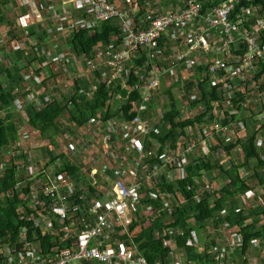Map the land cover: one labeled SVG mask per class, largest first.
Here are the masks:
<instances>
[{
	"label": "built area",
	"instance_id": "2783aa9c",
	"mask_svg": "<svg viewBox=\"0 0 264 264\" xmlns=\"http://www.w3.org/2000/svg\"><path fill=\"white\" fill-rule=\"evenodd\" d=\"M243 1L248 6L240 12L236 4H240L241 0H236L237 3L231 0L203 14L199 0H174L177 3L176 11L167 8L148 11L144 17L149 22L147 25V21L137 22L135 19V15L141 11L137 3L127 5L125 0L123 5H119L114 0H85L86 14L74 21L71 29L95 27L118 18L122 20L123 43L118 50L112 44L103 62L99 58L104 54L103 49H98L96 58L92 60L72 53L74 61L87 65V75H83L86 79L95 70L103 69L109 86L121 81L128 91L127 96L114 95L109 101L111 105L116 101L122 103L133 91H139L138 115L126 119L123 118L124 113L119 111L116 117L107 121L93 118L83 126V131L81 128L75 129V137L65 130L69 159L76 164L77 160L83 162L86 166L82 167V172L87 181L101 191L88 199L84 194L87 188L81 184L83 195L79 199L85 200V204L75 205L79 200H74L78 184L68 173H60L59 159L48 164L41 160L36 151H19L16 154L18 157L24 155L15 162L18 176L23 177L17 189L23 191L21 198L24 200L27 198L24 192L29 191V210L23 206L21 219L31 222L34 228L43 233L63 234L70 245L47 254L37 240L29 238L28 228L23 227L17 243H0V264H151L129 231L137 216L135 212L141 206L144 188L155 187L164 182L165 177L169 182L184 177L186 167L202 158L206 147L215 146V128L218 135L227 140L236 135L240 128H252L256 121L264 122V8L262 4L251 3L254 0ZM239 42L245 43L244 50L237 48ZM142 57L145 60L143 68L147 71L140 75L136 69L134 74L139 75L140 82L135 81L128 86L134 59ZM183 70L189 71L187 77L182 76ZM205 76L211 78L209 84L217 87L219 94L227 100L239 99L241 107L245 109L242 113L228 102L225 104V110L230 116L237 115L239 122L230 118L228 125L220 124L225 118L224 111H220L214 122L204 129L202 125H199V130L186 128L175 145L165 148L160 164L154 167L149 165L147 159L151 155H158L160 143L155 142L157 149L147 151L146 140L153 131H158L164 125V114L170 110L165 106L168 104L167 98L159 96L161 88L164 85L173 88L180 111L178 121H187L206 111L203 104L193 109L190 107V101L201 97L198 84L204 82ZM188 81L197 83L190 91L187 90ZM254 98L260 101L261 111L258 114L252 111L255 110L251 101ZM143 112H149L148 117L144 118ZM254 115H257L256 118L259 115L260 119H253L252 123L251 117ZM210 127L213 132L208 131ZM87 134L86 138H78ZM125 139H129V143H125ZM257 143L260 146L259 140ZM92 145L96 150L98 147L99 154H103L101 162L105 161L102 162L105 166H97V155L85 159L82 152L85 146ZM35 156L40 159L34 161ZM10 164L9 159L0 160V177ZM167 169L166 175L164 172ZM110 170L112 177L107 175ZM205 174L198 180L203 191L212 188L210 182L203 183ZM10 196L13 193L8 191L0 198ZM56 222L60 225L58 229ZM252 223V220L246 222L248 225ZM224 226L232 230L233 236L223 235V242L219 240V243H228L233 250L227 252L218 249V246L210 247L209 254L216 256L214 264H233L232 254L236 252V246L241 247V264H264L263 256L249 259L247 255L250 252L242 253L244 242L238 228H230L228 224ZM258 242L264 240L254 241L250 250H257ZM180 250L177 254L174 248L165 264H196L189 261L184 249Z\"/></svg>",
	"mask_w": 264,
	"mask_h": 264
},
{
	"label": "trees",
	"instance_id": "16d2710c",
	"mask_svg": "<svg viewBox=\"0 0 264 264\" xmlns=\"http://www.w3.org/2000/svg\"><path fill=\"white\" fill-rule=\"evenodd\" d=\"M126 1L127 5L135 3L140 5L141 11L135 15L136 21L139 22L141 20L147 21L144 18L145 14L147 15L148 11L155 10V7L167 8L171 0H161L158 5H154V3L151 5V1L147 0ZM199 1L202 4V12L205 14L207 11L216 9L231 0ZM233 1L237 3L236 0ZM8 2L10 0L0 1V27H8L7 35L11 42L21 43V40L25 39L26 43L14 51L10 65L6 66L3 59H0L1 161H5L3 155L8 147L18 146L20 143V125L14 115V106L19 97H25L29 93L25 92L28 86L24 77L25 73L26 71L35 70L34 63L36 61L42 65L41 58L45 55L40 48L35 51L37 55L39 54L38 58L36 56L27 57L26 50L30 46L29 38L38 35L40 40H46L45 33L41 35L38 32L39 26L25 29L20 24L19 19L7 17L2 8L7 6ZM13 2L14 5H18L17 0H13ZM251 3L254 5L262 4L264 8V2L260 0H254ZM247 6V2L241 0L240 4H236V9L240 12ZM123 36L122 20L118 18L103 22L99 26L83 27L73 31L70 40L71 51L78 56H85L86 59L92 60L96 58L98 49L109 48L113 44L114 49L118 50L123 43ZM39 42L38 40V46ZM35 46L32 45L33 48ZM21 59L23 61L18 63ZM144 63L143 57L134 59L132 75L127 82L128 86L135 81L140 82L139 75L137 76L134 73L137 69L138 74H145L147 69L143 68ZM202 69L204 70V68ZM40 72L41 68L35 71L37 75ZM103 75L104 70L97 69L88 79H76L70 95L53 97L51 101L45 102L41 108L33 104H28L26 107L27 123L34 132L39 133L44 140L49 142L48 153L51 159L48 164H52L59 159L61 161L60 173H68L78 184L74 200L83 195L80 190L82 185L87 188L84 194L88 199L96 193H101V191L90 185L86 175L82 172L81 165L72 162L67 153L56 151L59 147L57 137L64 134L65 130L71 131L70 126L73 129H79L93 118L107 121L116 117L119 111L124 113L123 118L126 119L138 115L137 106L141 98L139 91H133L129 98L122 103L116 101L114 103L116 107L118 106L116 110L113 105L109 104V101L113 99L114 95H121L124 88L121 81L109 86ZM210 81L211 78L205 76L204 82L198 84L201 97L190 101L192 109L203 104L206 111L187 121H178L180 111L173 88L165 87V85L161 88L159 96L167 98L168 104L165 106L170 110L164 114V125L159 127L158 131H153L150 138L146 140L147 151L157 149L158 146L155 145V142L160 143V149L157 151L158 155H151L147 159L149 165L153 167L159 165L161 162L160 157L164 154L165 148L168 145H175L178 137L185 132L186 128L192 127L199 130V125H202V129H204L214 122L215 116L220 111H224L225 115L220 124L228 125L230 118H233L237 123L239 122L237 115L230 116L229 112L225 110V104L228 102L232 108L243 112L245 109L241 107L239 99L230 98L227 100L225 96L219 94L217 87L209 84ZM196 85V82L188 81L187 90L190 91ZM93 86L95 88H92ZM148 113L143 112L142 116L146 118ZM66 114L68 118L66 122H63L62 119ZM252 114L254 113L252 112ZM244 135L247 137L246 141H242ZM262 135H264V122L262 121H256L252 128L246 126L244 129H238L235 141H227L221 138L218 135L217 128H215V146L212 148L206 147L203 153L204 156L191 162L186 167L184 177H178L175 181L170 182L165 177L164 182L158 183L155 187L144 188L141 206L135 212L137 216L130 225L129 231L139 250L151 264H159V262L165 264L168 261L169 253L174 248L184 249L189 261L196 264H214L216 256L209 254L210 246L208 243H205L207 246L203 252L198 251L196 247L198 233L206 231L209 225L214 230H219L225 224H228L230 228H238V233L244 242L242 253L248 252L254 241L264 240L263 194L259 195L262 205L252 209H241L238 198V196L253 193L255 185L263 186L264 190V155H262V150L257 143ZM124 142L129 143V139H125ZM221 152L225 153L229 159L228 161L225 160L226 157L221 159ZM237 153H240V158L243 161L236 159L235 155ZM22 157L24 155L19 157L15 155L9 158L11 164L6 167L4 175L0 177V195L8 191L13 193V196L0 198V243L7 242L11 245L17 243L20 230L27 227L29 238L37 240L47 254H52L56 248L69 246L70 241L65 240L64 235L60 233H43L41 230L34 228L31 222L21 219L23 206L29 210V207H27L29 191L24 192L27 195L24 200L21 198L23 191L17 189L18 182L23 177L18 176L15 162ZM245 168L252 171L249 177H244L242 174ZM168 170L164 172L166 175ZM205 173L211 178L210 186L212 188H206L203 191L201 185L198 184V180H201ZM249 179L255 180V185L250 184ZM159 193H162L163 196ZM198 197L200 200H198ZM169 200L171 204L168 203ZM85 203V200L79 199L75 205ZM148 209H152L155 213H146L147 215H145ZM248 220H252L253 223L251 225L246 224ZM55 226L58 229L60 225L56 222ZM177 229L179 234L175 235L173 230ZM173 241H176L175 245L172 244Z\"/></svg>",
	"mask_w": 264,
	"mask_h": 264
},
{
	"label": "crops",
	"instance_id": "0c3cea01",
	"mask_svg": "<svg viewBox=\"0 0 264 264\" xmlns=\"http://www.w3.org/2000/svg\"><path fill=\"white\" fill-rule=\"evenodd\" d=\"M114 1L119 3V5H123L125 3V0H114ZM85 3H86L85 0H17L18 5H14L13 0H10V2L7 3L8 9L12 10L13 8L15 9L17 8L16 17L10 19H16V20L19 19L20 24L23 25L25 29L32 26L33 27L39 26L38 32L41 35L45 33L46 36L45 37L46 40L44 41L40 40L38 35L35 36L36 42L34 44H31L33 53H31V56H29V58H32L34 56L38 58L39 54L37 55L35 51L36 49H40V48L43 50L45 55L43 56V58H41V62L43 61L42 65L40 64V62L37 63V61L34 63L35 70L32 73H34L35 76L33 77V79L31 78V76H27V75L24 76L27 82L31 81V83H33L34 81L36 82L37 86L35 85L36 87L34 86L35 88L31 89L28 83L26 82V85L28 86L25 92L27 93L29 92V93L25 97L22 96L23 99L22 101H18L16 103L20 114L23 112L24 114H26L25 110L28 104L37 105L41 108L42 106H44L45 102L51 101L53 97L58 98V97H62V95H66V96L70 95V93L60 94L55 92V90L58 89L60 85H57V83L54 82L55 80H57V77L55 78L54 76L55 75L59 76L58 74L63 73V71L66 72L67 74H70L69 70L62 63L63 61H65V59L61 58L62 56L61 53L57 54V52L60 49L58 51L55 50V43L59 41V43L61 44L62 41L61 45L66 44L68 45V47H70L69 50L68 47L67 50L65 48L66 51H63L64 54L67 53L68 55H70L72 53V51L69 52L71 50L70 40L73 34L71 25L74 21L80 20L86 14ZM167 9H169L170 11L172 10L176 11L177 5L173 3V0L170 1ZM19 10H21L20 14L18 12ZM38 40L40 41L39 46H38ZM10 44L16 45L15 50L19 46L21 47L22 45H24L22 44V42L21 43L12 42ZM32 45H36V46L33 48ZM30 50L31 49L29 46V51L28 52L26 51L27 57ZM21 61L23 60L22 59L19 60L18 63ZM67 62H69V60H67ZM10 64L11 61H9V64H6V66ZM72 65L73 67H78L80 69L79 71H77L79 74L77 76L75 75V80L80 78L84 79L83 75H87L86 73L87 65L85 63H77V61ZM38 68H41V72L39 75L35 73V71ZM52 91L54 92L53 97L50 94ZM39 103H41L42 105H38ZM28 125H29L28 123L25 124L24 130H22L23 128L19 126V130L21 133L20 143L18 146L17 145L14 146V148L16 149L15 155L20 151V148L23 147L22 145L25 146L31 145L34 147L35 146L37 147V145L40 147L44 146L45 144L49 145L48 140H44V138H41L39 133L34 132L33 129L32 131H29L27 128ZM70 128L72 131L75 130L71 126ZM81 130L83 131V127H81ZM26 133H29L30 137L28 136L29 134ZM31 134L33 135L35 134L36 136L31 137ZM46 150L48 151V146Z\"/></svg>",
	"mask_w": 264,
	"mask_h": 264
},
{
	"label": "rangeland",
	"instance_id": "374dc122",
	"mask_svg": "<svg viewBox=\"0 0 264 264\" xmlns=\"http://www.w3.org/2000/svg\"><path fill=\"white\" fill-rule=\"evenodd\" d=\"M0 1L2 2L3 0H0ZM147 1H151V5H153V3H154V5H158L161 0H147ZM162 8H165V7H160L159 6V7H155L154 9L158 10V9H162ZM2 9L7 14V17H9V18L16 17V14H17L16 9L17 8L16 9L13 8L12 10H10V9L7 8V6H5ZM18 12L20 14L21 10H19ZM136 13H137V11H136ZM7 31H8V27H6V26H1L0 27V59H3L5 65L9 64L10 59L12 60V57H13L12 55H13L14 50L16 48L15 44H10L12 42L10 41L11 39L7 35ZM21 35L24 37L23 34H21ZM35 40H36L35 37L29 38L30 49L31 50L28 53V57L31 56V53H33L32 48H31V44H34L36 42ZM21 41H22V44L25 43V39H23ZM55 41H56V39H55ZM61 44H62V41H61ZM61 44L59 43V41H57V43H55V50L58 51L60 49L57 52V54L61 53V55H62L61 58L65 59V61H63L62 63L69 70L70 74H67L66 72L63 71V73H59L58 74L59 76H57V75L54 76L55 78L57 77V80H55L54 82L57 83V85H60L59 88L57 87L58 89H56L55 92L60 93V94H62V93L68 94V93H71V91L73 89V84H74V81H75V75L79 74L77 71H79L80 69L78 67H73L72 64L76 63V62H74V58H73V54L72 53L70 55H68L67 53L64 54L63 51L67 50L68 45H66V44L61 45ZM65 48H66V50H65ZM69 49H70V47H68V50ZM110 50L111 49H109V48H104L103 49V53L104 54L99 55V58H101V62H103V61H105L107 59V57H108L107 53H109ZM26 51L27 52L29 51V46H28ZM52 51H54V50H52ZM69 52H71V50ZM67 60H69V62H67ZM33 70L32 71H26V73H25L27 76H31L32 79L35 76L34 73H32ZM188 75H189V71L183 70V75L182 76L183 77H187ZM27 83H28V85H29V87L31 89H33V88H35L37 86L36 82H34V81H33V83H31V81H29ZM40 88H42V87H40ZM50 94H51L52 97L54 96V92L53 91ZM22 100H23L22 96L17 99V101H22ZM251 101H252V104L255 107V110H252V111H255L258 114L261 111V106H260L259 99L258 98H254ZM38 105H42V104L39 103ZM113 108H116V104H113ZM14 110H16V111H14V113H15L14 115L17 118V122L23 128L22 130H24V126H25V124L27 123V120H28L27 115L24 114V112L20 114L17 105L14 106ZM25 112H26V110H25ZM247 114L249 115V113H247ZM1 116H2V114H1ZM256 116L257 115H254V117L251 119L252 123H254L253 119H255ZM258 118H259V115L256 118V120ZM66 120H67V115L64 116L63 122H66ZM27 128H28L29 131H32V128L29 125L27 126ZM208 131L213 132V130H211V127L208 129ZM69 133H70L71 137H75L76 136L75 130L74 131L71 130V131H69ZM26 134H29V133H26ZM28 136L30 137V134ZM33 136L35 137L36 135L35 134L34 135L31 134V137H33ZM87 136H88V134L87 135H83V136H79L78 138L83 139V138H86ZM263 136L264 135H262L261 139H259L260 148L262 150V155H264V150H263V148H264V137ZM41 138H39V139H41ZM246 139H247V137H246V135H244L242 137V141H246ZM227 140L235 141L236 140V135H234L231 138H227ZM57 141L59 143V147H58V149H56V151L58 153H64L65 152V153H67L69 155L70 154L69 153L70 150H69V147H68V144H67V139L64 137V135L63 134L60 135L57 138ZM42 142H44V141H42ZM22 146L23 147L20 148V151H23V152H25V151H36L38 153V155L41 157V160L44 161V162H49L50 159H51L49 154H48V151L46 150V148L48 146L47 144H45L44 146H41V147L38 146V145H37V147L36 146L35 147L31 146V145H29V146L22 145ZM97 150H98V147H97ZM97 150L95 148H93V145L92 146H87V147L85 146L84 153L82 152V154L85 156V159H90L91 155H97L96 158H95V162L97 163V166L99 164L105 166V164H103V163H105V161H102L103 163L101 162L103 154H99V151H97ZM15 151H16V149L14 148L13 145L8 147L5 150V154L3 155V158L9 159L11 157H14L15 156ZM94 152H96V153L94 154ZM39 156H35L34 161H38L40 159ZM240 156H241L240 153H237L235 155V157H236V159L238 161H243V160H241ZM72 157L74 158L73 155H72ZM220 157H221V159H225V157H226L225 160L226 161L229 160L224 152L220 153ZM242 158H243V156H242ZM76 162H77V164H79V165H81L82 167L85 168L86 165L83 162H81L79 160H77ZM111 172L110 173L107 172V175L109 174L110 177H112V174H113V172L112 173ZM251 173H252L251 170H248L247 168H245L243 170L242 174H243L244 177H249V175H251ZM205 177H206V179L202 180L204 184H207V182H211V178L207 175V173L205 174ZM249 180H250V184L255 185V182H256L255 180H251V179H249ZM107 182H110V180L107 179ZM262 187L263 186H261V185H255V190H254L253 193H249L246 196H238V198L240 200V208L241 209H252V208H255L257 206L262 205V201H261V199L259 197L260 194H263V197H264V190H263ZM170 202L171 201L169 200L168 203L170 204ZM146 213L147 214H154L155 212L152 211V210H148V211L145 212V215H147ZM177 231H178V229H177ZM173 233L175 235L179 234V232L177 233V232H175V230H173ZM223 235H225V237H230L231 238L233 236L232 230L226 229L225 226H223L220 230H214L209 225L208 229L206 231H201L200 233H198V237H197V241H196L197 250L203 252L206 249V246H207L205 243H208L211 248H213V247L217 248V246H218V249H223V250H225L227 252L232 251L233 250L232 249L233 248L232 245H230L228 243H224V244L219 243V240H221V237H223ZM217 242H218V244H217ZM221 242H223V241L221 240ZM173 244H175V241H173ZM256 247H257V250L252 249V250H249L248 252L245 253V254H247V253L250 252L247 255V257L249 259L250 258H254V257L257 258L259 256H263L264 257V242H258ZM236 249H237L236 252H233V254H232L233 259H234L233 264L234 263L235 264H241L242 263V258L240 257L241 256L240 255L241 247L240 246H236ZM180 252H181L180 249H176L175 248V253L178 254ZM237 260H238V263H236Z\"/></svg>",
	"mask_w": 264,
	"mask_h": 264
},
{
	"label": "water",
	"instance_id": "95a60500",
	"mask_svg": "<svg viewBox=\"0 0 264 264\" xmlns=\"http://www.w3.org/2000/svg\"><path fill=\"white\" fill-rule=\"evenodd\" d=\"M237 48L244 50V48H245V43H244V42H239V43L237 44ZM127 93H128V91H127L126 89H123V90H122V93H121L122 97H126V96H127Z\"/></svg>",
	"mask_w": 264,
	"mask_h": 264
}]
</instances>
